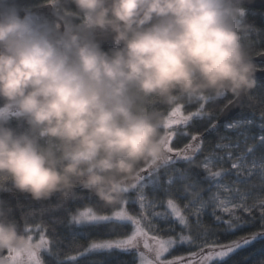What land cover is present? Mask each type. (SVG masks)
<instances>
[{
	"label": "clouds",
	"instance_id": "1",
	"mask_svg": "<svg viewBox=\"0 0 264 264\" xmlns=\"http://www.w3.org/2000/svg\"><path fill=\"white\" fill-rule=\"evenodd\" d=\"M244 16L242 0H0V191L119 204L166 155L169 109L256 88ZM12 211L0 199V251L29 252Z\"/></svg>",
	"mask_w": 264,
	"mask_h": 264
},
{
	"label": "snow or ice",
	"instance_id": "2",
	"mask_svg": "<svg viewBox=\"0 0 264 264\" xmlns=\"http://www.w3.org/2000/svg\"><path fill=\"white\" fill-rule=\"evenodd\" d=\"M264 57V47L257 49ZM259 71H264L261 68ZM166 155L142 167L117 205L74 195L22 216L31 258L0 251V264H43L57 229L83 224L85 264H264V83L247 96L200 97L166 112Z\"/></svg>",
	"mask_w": 264,
	"mask_h": 264
},
{
	"label": "trees",
	"instance_id": "3",
	"mask_svg": "<svg viewBox=\"0 0 264 264\" xmlns=\"http://www.w3.org/2000/svg\"><path fill=\"white\" fill-rule=\"evenodd\" d=\"M23 3L31 5H40L42 0H22ZM244 23L251 25L248 38L255 49L264 47V8L262 9H246ZM258 68H264V64L257 63ZM264 83L262 81L257 84ZM13 127L16 122H13ZM253 165L264 167V152H257L253 158ZM87 190L77 189V196L87 197ZM92 195V194H91ZM93 200L99 201L94 195ZM0 199L4 200L8 206L12 208V218L22 227V216L27 214L30 207L38 206L37 201H33L29 196L16 191H0ZM45 204H58L59 200L53 198L51 201H44ZM80 201L68 200L71 207H75ZM58 236L53 240L52 245L43 252V264H85L84 258L80 255L87 246L90 239V233L85 225L70 226L67 229L60 227L57 229ZM75 258V259H74Z\"/></svg>",
	"mask_w": 264,
	"mask_h": 264
},
{
	"label": "water",
	"instance_id": "4",
	"mask_svg": "<svg viewBox=\"0 0 264 264\" xmlns=\"http://www.w3.org/2000/svg\"><path fill=\"white\" fill-rule=\"evenodd\" d=\"M242 7L246 9H262L264 8V0H242ZM42 11L47 12V8L41 9ZM111 43L110 41L105 43V47H110ZM256 63H262L264 64V57H257ZM261 68H258V71L256 73V81H262L264 79V71H259Z\"/></svg>",
	"mask_w": 264,
	"mask_h": 264
},
{
	"label": "rangeland",
	"instance_id": "5",
	"mask_svg": "<svg viewBox=\"0 0 264 264\" xmlns=\"http://www.w3.org/2000/svg\"><path fill=\"white\" fill-rule=\"evenodd\" d=\"M245 9V12H246V8H244ZM80 225H83V224H78L77 226H80ZM48 249V248H47ZM47 249H45L43 252H45V251H47ZM43 252H42V254H43ZM41 254V255H42ZM22 255H28L30 258H31V251H29V252H23L22 253ZM75 259V258H74Z\"/></svg>",
	"mask_w": 264,
	"mask_h": 264
}]
</instances>
